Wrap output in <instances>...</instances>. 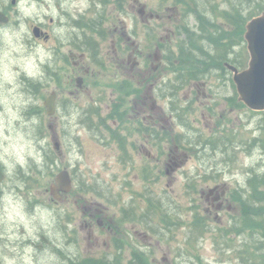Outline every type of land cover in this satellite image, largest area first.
I'll return each instance as SVG.
<instances>
[{
    "label": "rangeland",
    "instance_id": "1",
    "mask_svg": "<svg viewBox=\"0 0 264 264\" xmlns=\"http://www.w3.org/2000/svg\"><path fill=\"white\" fill-rule=\"evenodd\" d=\"M13 1L0 0V3L16 5ZM235 1L21 0L19 13H12L14 19L1 35L0 162L7 176L0 187V264H78L87 258L104 259L105 256L115 264H127L140 252L139 246L144 253H151L153 264H244L253 243L263 240L260 231H249V228L240 236L234 232L230 237L222 235V230L228 231L240 216V207L231 202L228 203L230 210L217 214V204L213 207L212 197L204 198L201 191L207 193L209 185L218 180L231 189V196L242 186L247 189L246 183L252 175L264 174V141L255 144L264 139V112H253L239 105L230 71L221 67L215 72L208 69L204 73L206 80H202L206 86L200 89L201 92L206 89L210 99L200 96L196 103L189 102V110L184 113L187 115L182 119L176 114L170 118V147L173 150L181 140L179 152L186 154V158H178L181 169L172 171L166 164L168 160H155L158 151L155 147L147 150L153 157L148 159L145 151L140 148L136 152L130 144L125 158L113 141L112 133L129 134L136 118L122 121L109 118V132L94 119L99 107L103 115H115L112 102L116 95L112 99L109 92L100 100L98 87H93L101 73L99 63L95 65L90 53L82 50L85 41L93 40L101 63L112 65L118 74L122 61L130 62L125 63L128 67L134 64L139 71L134 76L138 84L150 81L159 84L169 79L171 88L175 86L174 90L185 102L195 84L187 88L179 86L174 81L172 66L166 69L161 61L164 55L177 54L181 46H189V53L198 56L200 52L190 49V37L183 29L188 25L193 30L200 29L201 15L199 20L194 12L210 14V3L218 8L214 18L207 17L212 23L214 20L216 34L225 33L230 43L240 44L234 58L243 59L244 66L247 65L249 54L244 37H238L234 28L220 16L225 11L234 13L233 4L239 6L242 14V5ZM142 8L144 15L140 13ZM257 9H244L243 20L247 22L261 15L263 10ZM79 20L85 23L94 20L102 36L90 29H80L76 24ZM144 20L147 24L142 22ZM34 26L47 32L49 39L35 38ZM204 33L212 34V29ZM129 37L135 42L134 46L128 43ZM211 37L209 35L210 43ZM207 43L204 40L203 45L209 51ZM159 45H163L161 50ZM228 51L225 46L214 47L212 54L219 52L224 57ZM69 52L76 59L86 54L81 63L93 74L87 78L89 90L79 99L71 98L74 103L68 112H65V104L57 118L50 117L44 107L45 99L55 86L50 72L55 63L62 66L64 57H68L69 63L62 71L72 68ZM176 59H172L171 65H179ZM136 62L141 66H135ZM29 84L37 86L32 89ZM140 89L144 95L145 87ZM154 97V104L150 101L144 109L159 123L155 128L160 135L161 127L167 126L158 116L162 117L167 111L168 103L160 100L156 93ZM227 99H232V103ZM141 103L138 102L139 108ZM72 107L86 113L91 111L89 121L84 123L78 115L74 116ZM128 138L134 141L133 137ZM204 142L212 144L206 145L210 152L207 156L211 158L205 165L198 157L200 151H205ZM177 155L179 157V153ZM48 159L54 164L46 162ZM144 167L152 172L148 186L139 178ZM66 169L71 173L73 189L58 200L48 190L56 176ZM188 185H195L196 191ZM146 187L148 195L155 202H161V208L148 209L147 213V199L142 196L147 193ZM188 205L192 208L197 205L204 214L207 209L211 211L210 215L206 214L209 230L202 236L192 225ZM133 208L138 215L148 216L151 234L137 218L118 227L121 210ZM133 227L147 232L150 239H143L132 231ZM117 238L122 239L119 240L121 246L117 245Z\"/></svg>",
    "mask_w": 264,
    "mask_h": 264
},
{
    "label": "flooded vegetation",
    "instance_id": "2",
    "mask_svg": "<svg viewBox=\"0 0 264 264\" xmlns=\"http://www.w3.org/2000/svg\"><path fill=\"white\" fill-rule=\"evenodd\" d=\"M233 3H235V0H231ZM238 1V0H237ZM21 0H19V3L17 0L13 1V4L16 5H8L4 6L3 4L0 3V10L4 12L7 16L11 18V21L13 20L12 13H19V5H20ZM240 3V2H239ZM212 5V9L214 10L217 8V5L215 4H208ZM248 5L247 8L245 6ZM235 7H239L235 4H233ZM244 9H250V4H244L242 5ZM243 9V10H244ZM208 11H210L208 9ZM211 14V11H210ZM209 13H206V15H210ZM153 16L151 15L150 18ZM153 21V19H151ZM206 21H208V18H206ZM5 26H2L0 24V49H1V35L2 31ZM128 43L132 42V45L135 44V42L132 41V39H127ZM134 46V45H133ZM163 48V45H159V50ZM227 50H229L224 57L219 56V52H217L214 56V54L211 53H205L204 55H192L188 53L186 49L182 51L180 49V52L177 56L172 57L171 55L169 57H166L164 55V59L161 61L163 64H165L166 69L171 68V60L174 58L176 61H179L178 66H174L172 68L175 71L174 76L175 83H179V86L183 87H188L190 85H194L192 90L189 91L188 97L185 98V102H183L178 95V92L174 90L175 86L171 88L169 79L168 80H163L159 84H154V81H150L149 84L146 83H140L138 84V81L135 79V77L138 75L139 71L137 68L134 67V64L131 65L130 67L126 66L125 63L131 64L128 61L121 62L120 66V72L118 74V71L116 70L115 67L112 65H108L106 62H102L100 64V76L99 79L94 80V86L93 87H98L97 90L100 93V100L102 99L101 97L106 96L107 94H111L112 99L115 97V101L112 103L114 104V111L115 115H103L102 114V107H99V115H98V120L101 127H106L107 131L109 132V127H108V119L111 117L115 118V121H122L125 118L129 119H134L136 118V122L132 129L130 130L129 134H121V132H113V141L117 143L118 147L122 152H124L122 155L127 158V150H129L130 144L134 147L136 152L140 151V148L146 152L148 159H152V154L150 151H147L148 149H154V147L158 150L157 155L154 157V159L161 161L162 159H166L169 161V163H166L169 167H172V171H177L178 169L180 170V164L177 162L178 158H186V154H182L179 151H181L180 144L178 146H175L174 149L172 150L170 147V141H169V127H170V118L171 116H176L180 119L183 118V116H186L184 114L186 111H188V105L190 101H194L196 103L198 101V98L202 96L204 99H210V97L205 93L206 89H204L203 92H201V87H205L206 83L202 82V80L205 79L204 73L209 69V71H217L216 68L219 67L221 64L222 69H230V64L233 62L234 64V55H235V46H230ZM121 54V52H118ZM70 54V55H69ZM69 55V58L72 60L71 65L72 68L70 70H67L65 72L62 71L63 68L68 65V57L61 58L62 61V68L57 65H54L52 69V81L54 83V95H55V116L54 118H57L58 113H61V109H64L65 106V112L69 111L70 106L74 103L72 102V99H79L80 96L85 95L89 88L87 85V78H91L90 76V70L86 69L84 65H82L81 60L82 57L79 59H76V56L71 54L70 52L67 53V56ZM216 57V59H215ZM232 61H231V59ZM155 59L159 61V56L156 55ZM166 59L167 62H164ZM169 61V62H168ZM84 62V61H83ZM112 62V61H110ZM239 67L241 65L237 63ZM135 66H141L139 62L135 63ZM235 66V65H233ZM238 67V68H239ZM82 70V72H78L79 70ZM156 70V67L153 68ZM241 70V68H239ZM228 70V71H229ZM232 71V70H231ZM152 72V71H150ZM109 75H107V74ZM63 74V75H62ZM153 74V72H152ZM135 76V77H134ZM233 76L234 73L232 72V83L234 84L233 81ZM79 77H82L83 81L80 84V81L77 79ZM206 80V79H205ZM231 83V84H232ZM232 84V85H233ZM81 85V86H80ZM81 87V88H80ZM145 87L146 93L144 95L141 94V89L140 88ZM109 90V91H108ZM112 90V91H110ZM116 92V93H113ZM154 93L159 96L160 100H165L168 103L167 111L164 112L163 116H158L162 124H166L167 128L165 126L161 127L162 132L160 135H158V132L156 131L155 125L158 123L153 119V116L150 115L149 111L146 110L144 107H147L149 102L152 101L153 104L155 102V97ZM141 96L140 99H138V96ZM67 96V97H66ZM72 98V99H71ZM143 98V99H142ZM142 101L141 103V108L138 106V102ZM211 100H208L209 105L208 107H211L212 105L210 104ZM228 102H231L232 99H227ZM232 103V102H231ZM152 104L151 109L154 110L155 107ZM110 105V104H109ZM73 108V107H72ZM94 108V107H93ZM111 108V105L109 109ZM74 116L78 115V117L86 123L89 121V116L91 111L86 113L83 109L82 111H78L77 109L73 108ZM143 113V114H142ZM169 114V116H167ZM96 116V115H94ZM151 124V125H150ZM159 124V123H158ZM133 137L134 141L130 142L128 137ZM160 139V140H159ZM212 144L209 143L208 146H211ZM139 147V148H138ZM213 147L215 149L216 145L213 144ZM205 151H200L198 157L201 160V162L205 165L207 161L211 158L210 156H207L209 153L207 152V147L204 149ZM175 152V154H174ZM179 153V157L177 155ZM152 172L149 170V167H144L141 171L140 174L144 175V179L147 182H149V175ZM218 180L215 181L214 185H209L208 187V192L205 193L204 191H201L203 197L207 199H211V205L216 203L217 204V214H221L225 210H230L231 205H228L232 203L235 204L238 203L240 207V216L237 217L235 222L230 226V229L228 231H225L224 229L222 230L221 234L222 235H228L230 237L231 232H234L236 236H240L241 234L245 233L247 229H249L248 224L245 223V211L244 208H242L240 202L238 201V198L240 196L245 197V193H243V188L245 187L242 186V189L235 190L231 196V189L226 185V184H219L217 182ZM190 188H192L195 185H188ZM196 187V186H195ZM196 191V188H195ZM193 193V192H190ZM211 196V197H210ZM143 198L147 199L146 201V211L147 213L148 209L149 210H154V202L152 198L149 195H144ZM150 201V202H148ZM249 202H247V205ZM157 207H160V205H157ZM195 212H196V217L197 219H204L207 220V215H210V210H206V214L200 212L197 208V205H195ZM221 212V213H220ZM191 215L193 212L190 213ZM151 215V213H150ZM242 217V218H241ZM138 219L140 224L142 226L145 225L146 228H148V233L151 234L150 228L148 224V216L146 215H138L137 211L135 208H133L131 211L128 209H122L121 210V224L118 226L121 228L123 225L131 223L130 221ZM241 218V219H240ZM148 219V220H147ZM242 219L244 222H242ZM147 221V222H144ZM209 224L210 222H205V230H209ZM90 227L92 225L88 224ZM133 229V230H132ZM132 231H135L138 235L143 237L145 240H149L150 236L148 235L147 232L140 231L138 229H135L134 227L132 228ZM138 230V231H137ZM135 233V234H136ZM119 240H122L121 238H117V245L121 246V243ZM118 249L122 250L123 248L117 246ZM140 248V252L136 253L135 257H133V260H130L127 264H146L145 260H148L149 257H151V253H144ZM154 258L151 257V263ZM153 264V263H152ZM156 264V263H154Z\"/></svg>",
    "mask_w": 264,
    "mask_h": 264
},
{
    "label": "water",
    "instance_id": "3",
    "mask_svg": "<svg viewBox=\"0 0 264 264\" xmlns=\"http://www.w3.org/2000/svg\"><path fill=\"white\" fill-rule=\"evenodd\" d=\"M8 20L0 12V22ZM246 39L251 54L249 69L239 72L235 67H230L234 71V81L237 86L239 101L243 102L252 110H264V13L262 16L253 19L247 24ZM40 30L36 28L34 33L39 37ZM45 106L48 114L53 115L55 102L53 96L49 97ZM58 146V145H57ZM6 175L0 166V184ZM71 189V179L68 172H62L56 177L55 184L51 186V193L54 198L60 199L61 192L68 193Z\"/></svg>",
    "mask_w": 264,
    "mask_h": 264
},
{
    "label": "trees",
    "instance_id": "4",
    "mask_svg": "<svg viewBox=\"0 0 264 264\" xmlns=\"http://www.w3.org/2000/svg\"><path fill=\"white\" fill-rule=\"evenodd\" d=\"M241 5L250 4V10H263L264 11V0H238ZM235 20L231 21L235 27L239 28L238 32H243L245 17L241 13V10L238 8L235 9ZM251 16H254L251 14ZM240 19V20H239ZM243 20V21H241ZM242 36V35H241ZM223 40V39H222ZM219 44H222V41L219 40ZM204 54V53H203ZM261 141H255V144H260L264 139H260ZM264 148V145H263ZM46 162L51 165L54 164L52 160L48 159ZM253 173V172H252ZM264 187V174L260 176L259 174H254L250 178H248V182L246 183V188L243 193H245V197L240 196L238 201L240 202L242 208L245 211V223L248 224V227L252 231H260V234L263 238L261 241H256L252 245V249L248 252L246 258L244 259V264H264V191L261 192ZM247 202L249 204L247 205ZM242 218V217H241ZM240 218V219H241ZM242 222L243 219H242ZM194 226L197 227L198 233L200 236L204 235L207 230H205V220L197 219L195 220ZM228 243V242H227ZM229 244V243H228ZM250 249V248H249ZM78 264H115L114 260H105V259H93L87 258Z\"/></svg>",
    "mask_w": 264,
    "mask_h": 264
}]
</instances>
